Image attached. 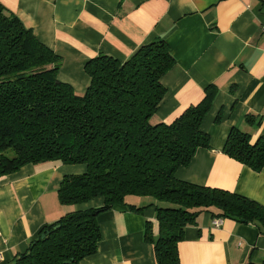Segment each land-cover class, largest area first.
Masks as SVG:
<instances>
[{
    "label": "crops",
    "instance_id": "0c3cea01",
    "mask_svg": "<svg viewBox=\"0 0 264 264\" xmlns=\"http://www.w3.org/2000/svg\"><path fill=\"white\" fill-rule=\"evenodd\" d=\"M25 27L60 57L57 77L77 94L89 76L84 66L99 55L120 61L154 38H162L174 59L162 75L165 94L153 122L170 123L198 103L209 84L217 87L201 129L208 148L199 147L175 176L183 181L233 191L264 206V167L255 171L223 151L232 127L251 135L264 131V0H0ZM250 115V119L246 116ZM84 164L28 163L0 176V264H15L40 230L76 209L101 204H61L64 175ZM126 204L156 203L128 195ZM209 212L198 215L178 242L180 264H264V233L253 222L222 218L212 226ZM97 250L78 264H157L146 223L157 234L154 206L140 211L115 205L97 216Z\"/></svg>",
    "mask_w": 264,
    "mask_h": 264
},
{
    "label": "trees",
    "instance_id": "16d2710c",
    "mask_svg": "<svg viewBox=\"0 0 264 264\" xmlns=\"http://www.w3.org/2000/svg\"><path fill=\"white\" fill-rule=\"evenodd\" d=\"M60 63V57L0 3V176L28 163L84 164V172L63 176L60 203L102 199L98 206L72 210L45 225L15 264H78L97 250L98 214L115 205L136 211L155 207L157 234L147 222L145 239L153 244L157 264H180L177 244L204 211L253 222L264 233L263 205L175 176L199 147L210 146L201 124L217 87L207 85L201 100L170 123L153 122L166 91L160 79L174 64L162 38L139 45L124 61L105 54L89 59L84 66L89 83L82 94L58 79ZM223 151L260 171L264 131L252 142L248 132L232 127ZM128 195L149 196L156 203L126 204Z\"/></svg>",
    "mask_w": 264,
    "mask_h": 264
},
{
    "label": "built area",
    "instance_id": "2783aa9c",
    "mask_svg": "<svg viewBox=\"0 0 264 264\" xmlns=\"http://www.w3.org/2000/svg\"><path fill=\"white\" fill-rule=\"evenodd\" d=\"M222 221H223V219L221 217H214V218H212L211 223H212L213 227H218L222 224ZM1 261H2V252L0 251V263H1Z\"/></svg>",
    "mask_w": 264,
    "mask_h": 264
},
{
    "label": "rangeland",
    "instance_id": "374dc122",
    "mask_svg": "<svg viewBox=\"0 0 264 264\" xmlns=\"http://www.w3.org/2000/svg\"><path fill=\"white\" fill-rule=\"evenodd\" d=\"M8 154L10 155L11 152H8ZM148 198H149L150 200H155L154 198L149 197V196H148ZM132 199H133V198L127 196L125 200H126L127 202H130V201H132ZM158 203H159V205H162V206H170V204H169L168 202H158Z\"/></svg>",
    "mask_w": 264,
    "mask_h": 264
}]
</instances>
